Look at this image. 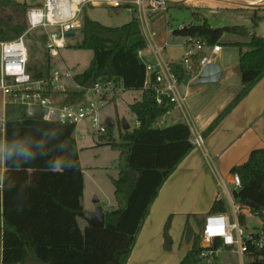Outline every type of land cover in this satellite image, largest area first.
Returning <instances> with one entry per match:
<instances>
[{"label":"trees","instance_id":"obj_1","mask_svg":"<svg viewBox=\"0 0 264 264\" xmlns=\"http://www.w3.org/2000/svg\"><path fill=\"white\" fill-rule=\"evenodd\" d=\"M28 8L15 0H0V43L15 40L26 31ZM260 19L254 15L253 27ZM80 32L82 38L73 48L89 50L93 57L88 67L74 76L77 85L91 87L115 79L125 91L143 92L140 101L129 105L139 127L119 131L116 140L112 136L113 127L108 126L99 142L118 152V175L111 179L117 208L104 213L103 228L86 225L80 229L77 217L82 212L83 174L73 138L75 126L45 120L42 110L28 116L25 106L6 103L0 264H26L29 257L39 264H122L161 186L194 148L186 125L155 126L173 104L166 98L158 104L152 87L144 89L145 65L138 53L147 48V42L136 19L119 27H107L84 17ZM225 34L246 38L245 42L224 45L239 49L241 90L206 133L264 76V37L250 34L242 26L212 28L205 20L171 32L174 37L190 38L205 47L221 44ZM39 40L44 45L45 36ZM44 53L45 62L39 68L31 67L27 61L26 70L33 80L50 75V57L45 49ZM169 65L179 82L191 78L177 63ZM64 95V105L76 104L82 98L77 91ZM231 174H237L241 183V188L233 192L239 209H248L264 223V148L253 150L243 164L231 169ZM247 202L253 207L248 208ZM224 210L223 202L215 200L208 214ZM168 228L169 222L164 227L167 249ZM199 242L200 236H196L180 264H198L202 250ZM218 247L220 243L215 242L214 249ZM254 251L261 260L253 264H264V251Z\"/></svg>","mask_w":264,"mask_h":264},{"label":"crops","instance_id":"obj_2","mask_svg":"<svg viewBox=\"0 0 264 264\" xmlns=\"http://www.w3.org/2000/svg\"><path fill=\"white\" fill-rule=\"evenodd\" d=\"M126 2L124 5L134 9V18L147 42V48L139 57L140 62L144 65L157 62L169 65L179 62L186 53L187 38L171 35L172 30L168 28L171 14L166 19L167 31L163 32L157 28L158 26L153 27L154 22L152 21L157 16L141 19L136 9L130 4V0ZM171 5L178 10H186L191 16V24L198 25L205 20L212 28L242 26L248 30V33L264 37V0H168V7ZM254 15L261 17L255 27L252 25ZM245 41L246 38L225 34L220 40L221 44H218L221 49L213 57L212 62L221 69L222 74L219 81L212 84H198V77H191L180 82L178 84L180 101L173 104V108L155 124L158 128L178 123L186 125L189 128L190 142L194 148L161 186L139 229L130 254L123 259L122 264H180L191 250L195 237L201 236L204 218L208 215L215 200L223 202L225 210L221 213L226 215L229 209L232 214V207L239 209L233 198V192L236 190L232 182L231 169L243 164L253 150L264 148V76L213 130L209 133L206 131L241 90L239 49L224 45ZM167 46L178 48L179 56L176 57L174 51L164 58L167 56V54L164 55ZM156 50H161L159 55L156 54ZM53 65L54 61L50 58L51 68ZM64 83L68 86L66 82ZM127 93L139 94V99L133 98L134 102H129L128 106L140 101L143 94L142 91H124L111 103H115ZM64 98L65 95L61 93L53 96L56 103L62 102ZM5 104L6 99L0 92V190L2 175L5 171L3 140ZM104 120L112 123L108 118ZM135 121L134 116L132 123ZM124 124L131 130L130 125ZM87 127L88 123L83 122L75 128L73 134L83 178L85 169L81 162V152L84 149H95L100 146L99 142H101L94 140ZM121 129L123 130V127ZM197 136L203 139L200 146L195 144ZM80 141H84L85 144L80 145ZM114 203L106 204V207L110 209L106 210L105 207L102 211L105 213L115 210L117 208L115 198ZM83 210L82 204V213ZM240 211L251 214L248 209H239ZM79 218L78 214V225L80 229H84L87 223L81 222ZM237 221L240 225L239 217ZM167 222H169L168 236L170 239L168 249L164 246V227ZM261 224L260 221V226ZM199 247H201L200 242ZM26 264L39 263L29 257Z\"/></svg>","mask_w":264,"mask_h":264},{"label":"built area","instance_id":"obj_3","mask_svg":"<svg viewBox=\"0 0 264 264\" xmlns=\"http://www.w3.org/2000/svg\"><path fill=\"white\" fill-rule=\"evenodd\" d=\"M126 0H41L38 5H31L25 13L26 31L12 41L1 43L0 55V92L5 97L6 103H19L26 108L28 116H32L35 110H42V116L48 121L68 123L75 128L83 123H88L89 134L97 141L105 136L108 125L101 118L102 109L116 100L125 91L123 85L115 79L95 83L91 87H83L74 82L73 71L67 67H52L50 75L46 78L33 80L26 70L28 61L27 35L39 30L45 36L44 49L51 59L59 57V51L66 48L65 35L80 30L82 27L81 16L83 9L106 6L119 8ZM130 4L136 9L138 17H148L167 14L168 0H130ZM180 28V27H179ZM187 50L181 57L178 65L189 73L191 77H198L202 69L212 64L221 47L216 44L205 47L198 41L187 38ZM161 50H156L160 54ZM142 51L138 53L140 57ZM146 78L144 89L150 87L155 91L156 102L160 104L163 98L176 104L178 98L177 77L171 72L170 65L155 64L145 65ZM69 81L74 86L72 91L64 81ZM81 92V100L72 105H64L55 102V94ZM139 127L136 120L131 129ZM203 139L197 136L195 144L202 145ZM235 190L241 188L237 174L232 175ZM239 209L232 207L233 220L225 213L208 214L205 216L201 228V252L200 260L215 258L217 252L229 249L230 253L239 256L240 264H245L243 257H248L247 264H253L261 260L256 257L255 251H264V223L253 233L244 236L238 224ZM219 241L220 247L214 249L215 242ZM248 241L249 243H247Z\"/></svg>","mask_w":264,"mask_h":264},{"label":"rangeland","instance_id":"obj_4","mask_svg":"<svg viewBox=\"0 0 264 264\" xmlns=\"http://www.w3.org/2000/svg\"><path fill=\"white\" fill-rule=\"evenodd\" d=\"M19 3H25L27 5H38L41 0H16ZM7 14L9 10L5 11ZM171 14V17H167ZM98 22L107 27H119L130 22L135 17V12L132 7L122 5L119 8H110L106 6L92 7L87 5L82 12L81 23L83 18ZM169 18L171 30L177 29L179 25L191 24V16L186 10H178L169 6L167 14L159 15L152 21L153 27H156L163 32L167 31L166 19ZM171 19V20H170ZM172 22V23H171ZM151 23V24H152ZM171 26V27H170ZM214 26V25H213ZM217 28V27H214ZM43 36V33L39 30L32 31L27 35V47H28V63L31 67H38L45 62L46 55L44 53V45L40 43L39 38ZM82 34L80 30L74 32V37L66 39V48L59 51V57H54L51 61H54L53 67L63 68L67 67L73 71V75L82 73L89 65L93 53L89 50H79L73 48L80 42ZM175 51V56H179V49L166 47L164 51V58L168 57ZM68 84L71 90H74V86L69 81H64ZM133 98L139 99V94H124V96L117 100L115 103H111L106 106L101 112V117L108 118L113 124L112 136L117 140L119 131H122L123 123L132 125L134 116L129 110L128 103L134 102ZM1 113V106H0ZM94 140H96L94 138ZM80 145L85 144L84 141H80ZM81 162L85 169V176L83 178L84 192L82 197V204L84 207L83 213H79V220L84 221V213L92 212L97 208L101 210L106 207V204H115L113 198L114 188L111 183V179L117 178L118 172L116 169L118 152L112 150L109 146L100 145L95 149H84L81 152ZM94 168V169H93ZM110 209L106 207V210ZM81 214V215H80ZM228 215L231 220L233 216L231 210H228ZM240 228L244 236L253 233L260 226V221L256 216L247 214L242 211L238 212ZM201 245V240H200ZM229 249H223L217 252L215 258H210L209 262L206 259H202L198 264H240L239 256L229 252ZM245 264L248 263V257H243Z\"/></svg>","mask_w":264,"mask_h":264},{"label":"water","instance_id":"obj_5","mask_svg":"<svg viewBox=\"0 0 264 264\" xmlns=\"http://www.w3.org/2000/svg\"><path fill=\"white\" fill-rule=\"evenodd\" d=\"M74 37V33L70 32L65 35V38H72ZM221 69L218 65L216 64H208L206 65L201 73L198 76L197 83L198 84H212L216 83L219 81L221 77ZM107 125L109 127H112V123L107 122ZM128 126L126 124L123 125V130H127ZM246 206L248 208H252L253 205L250 202L246 203ZM84 221L87 223V225H93L97 226L99 228L104 227V212L100 209L97 208L92 212L84 213L83 215ZM198 261H200V258H198Z\"/></svg>","mask_w":264,"mask_h":264},{"label":"clouds","instance_id":"obj_6","mask_svg":"<svg viewBox=\"0 0 264 264\" xmlns=\"http://www.w3.org/2000/svg\"><path fill=\"white\" fill-rule=\"evenodd\" d=\"M55 171V170H54Z\"/></svg>","mask_w":264,"mask_h":264}]
</instances>
